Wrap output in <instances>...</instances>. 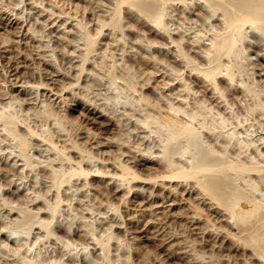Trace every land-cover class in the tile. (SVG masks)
Segmentation results:
<instances>
[{"label": "rangeland", "instance_id": "1", "mask_svg": "<svg viewBox=\"0 0 264 264\" xmlns=\"http://www.w3.org/2000/svg\"><path fill=\"white\" fill-rule=\"evenodd\" d=\"M141 1L0 0V264H264V0Z\"/></svg>", "mask_w": 264, "mask_h": 264}, {"label": "bare ground", "instance_id": "2", "mask_svg": "<svg viewBox=\"0 0 264 264\" xmlns=\"http://www.w3.org/2000/svg\"><path fill=\"white\" fill-rule=\"evenodd\" d=\"M142 1H143V0H142ZM142 1H141V2H142ZM152 1H153V0H152ZM214 1H215V0H214ZM217 1H218V0H217ZM235 1H236V0H235ZM240 1H241V0H240ZM245 1H246V0H245ZM249 1H250V0H249ZM135 2H136V1H135ZM147 2H148V0L146 1V3H147ZM144 3H145V2H144ZM146 3H145L144 5H146ZM219 3L221 4V2H219ZM219 3H218V4H219ZM234 3H235V2H234ZM237 3H238V2H237ZM246 3H247V2H246ZM137 4H138V3H137ZM218 4H217V5H218ZM220 4H219V6H221ZM224 4H225V3H224ZM227 4H228V3H227ZM240 4H241V3H240ZM242 4H243V3H242ZM144 5H143V6L141 5V7H142L144 10H145V9H148V10H149V8H150V6H151V5H150V2H149L148 5H146L145 7H144ZM155 5H156V4H155ZM235 5H236V4H235ZM225 6H226V5H225ZM225 6H223V4H222V7H223V8H224ZM229 6H230V5H229ZM154 7H155V6H154ZM239 7H240V5H239ZM235 8H236V7H235ZM150 9H152V8H150ZM154 9H155V8H154ZM229 9L232 10V8H229ZM225 10H228V9H225ZM150 11H154V10L152 9V10H150ZM228 11H229V10H228ZM151 13H153V12H151ZM227 13H229V12H227ZM227 16H228V14H227ZM159 19H161V18H158V20H159ZM154 21H155V20H154ZM154 21H153V22H154ZM156 21H157V19H156ZM156 21L154 22V24L156 23V24H155V27H156V26L158 27V25H160L161 23L158 22V23H160V24H158ZM161 22H162V21H161ZM5 23H6V22H5ZM162 23H163V22H162ZM154 24L152 23V25H154ZM160 27H161V25H160ZM158 28H159V27H158ZM217 36H218V35H217ZM217 36H216V37H217ZM219 36H220V35H219ZM219 36H218V37H219ZM221 36H222V35H221ZM221 36H220V39H218L217 42H214V43H216V47H215V48L213 47V48H214V50H216V51H217L216 48H221V47H223L224 44H226L227 42H228V44H229V40H228L229 38H228V36H226L227 39H226V37L223 39ZM223 36H225V35H223ZM221 38H222V39H221ZM215 41H216V39H215ZM214 43H213V44H214ZM226 45H227V44H226ZM212 46H213V45H212ZM225 47H226V46H224V48H225ZM213 48H212V49H213ZM220 51H222V50H220ZM210 53H212V50H211ZM215 53H216V52H215ZM215 53H214V54H215ZM217 53H218V51H217ZM217 53H216L215 55L218 56L219 54H217ZM214 54L212 53V55H214ZM215 55H214V56H215ZM214 56H211V57H214ZM211 59H212V58H211ZM211 59H210V60H211ZM214 59H215V58H214ZM211 61L213 62L214 60H211ZM213 63H214V62H213ZM210 65H212L211 62H210ZM215 65H217V67H219V64H218V63L215 64ZM212 66H213V65H212ZM214 67H215V66H214ZM211 68H212V67H211ZM191 69L196 70L197 67H196V69H195V68L192 66ZM213 69H214V68H213ZM213 69H210V70L212 71ZM220 69H221V68H220ZM220 69H219V70H220ZM203 70H204V69H203ZM214 70H217V69H214ZM219 70H218V71H219ZM191 71H192V70H191ZM221 71H222V69L220 70V72H221ZM220 72H219V73H220ZM201 73H202V71H201ZM216 73H217V72H216ZM219 73H218V74H219ZM212 74H213L212 72H209V71H208V72L205 73V76H206V78H208L209 80H211V78H212ZM207 83H208V82H207ZM212 84H213V83H212ZM172 110H173V108H172ZM175 111H176V110H175ZM173 112H174V111H173ZM167 114H168V113H167ZM176 114H177V113H176ZM175 116H176V115H175ZM167 117H168V116H167ZM167 117H166V118H167ZM169 118H171L170 115H169ZM173 118H174V117H172V119H173ZM172 119H166L165 122L170 121V124H172V123H171V120H172ZM176 119H177V118H176ZM167 120H168V121H167ZM163 121H164V120H163ZM173 121H174V122H173L174 124H176V123L179 122V121H178V122L175 123V119H174ZM167 124H169V123H167ZM170 124H169V126H170ZM8 126H9V125H8ZM10 126H11V127H10L11 130H8L9 133H10V131H11V132L14 131V130H12V127H13V126H12V125H10ZM165 126H166V125H165ZM171 126H172V125H171ZM180 126H181V125H180ZM166 127H168V125H167ZM172 127H173V126H172ZM13 129H14V128H13ZM15 131H16V129H15ZM17 131H18V130H17ZM12 133H14V135L16 134L15 132H12ZM18 134H19V133H18ZM12 136H13V135H12ZM13 137L15 138L16 136H13ZM17 137H18V136H17ZM20 137H21V136H20ZM18 138H19V137H18ZM16 139H17V138H16ZM18 141H19V139H18ZM21 141H23L22 138H21ZM21 141H20V144L23 143V142L21 143ZM23 144H24V143H23ZM21 146L23 147V145H21ZM220 173H221V172H220ZM222 174H223V173H222ZM224 174H225V173H224ZM224 174H223V175H224ZM206 175H207V174H206ZM208 175H209V174H208ZM214 175H216V173H215ZM217 176H219V174H218ZM220 176H221V175H220ZM224 176H225V175H224ZM210 177H211V176H210ZM214 177H215V176H214ZM214 177H213L212 179H210V180L208 181V183H206V184H205L204 182H202L203 184H205V185H203V186H206V187L208 188L207 191H209V193H210V191H211L212 194H214L215 197L218 198L219 201H222V203L224 202V204H225L224 207H227L226 209H229V208H230L229 206H230L231 204H232L231 207L233 206L234 208H235V206L237 207V205L239 206V204H236V203H237V202L241 203L239 200H242V199L239 198V197H237V198L234 197V196H239V195L237 194V192H239V191L236 190V191H237V192H236L235 189H234V191L236 192V193H235L236 195H232V194H231V196H232V201H231V200H230V199H231V198H230L231 196H230V195H226V194L223 193L222 188H223V186H225V184H224V182H223V177H222V180H220L219 178H216V179H215ZM226 177H228V176H226ZM220 178H221V177H220ZM206 179H207V178H206ZM206 179H205V180H206ZM203 180H204V179H203ZM203 180H202V181H203ZM228 180H229V178H228ZM224 181H225V180H224ZM230 181H231V179H230ZM232 183H234V182L232 181ZM226 185H227V183H226ZM228 185H230V184H228ZM233 185H234V184H233ZM229 187L231 188V186H229ZM202 188H203V187H202ZM233 188H234V187H233ZM233 188H232L231 190H233ZM235 188H236V187H235ZM203 189H204V188H203ZM227 190H228V189H227ZM238 190H242V189H238ZM234 191H233V192H234ZM240 192H241V191H240ZM204 193H206V192H204ZM242 193H243V196H245V197H248V196H249L248 194H247L248 196H247V195H244L245 193L243 192V190H242ZM227 194H228V193H227ZM239 194H240V193H239ZM210 196H211V195H210ZM225 196H226V197H225ZM227 196H228V197L230 196V197H229L230 199H229ZM241 196H242V194H241ZM211 197H213V196H211ZM215 197H213V198H215ZM233 197L236 198V199L233 200V199H234ZM243 199H244V197H243ZM246 199H247V198H245L244 201H246ZM250 199H251V197H250ZM236 200H237V202L235 203L236 205H233V201H236ZM247 200H248V199H247ZM253 200H254V199H253ZM213 201H215V200L213 199ZM219 201H217V202H219ZM229 201H231V202H229ZM250 201H251V200H250ZM254 201H255V200H254ZM217 202H216V203H217ZM226 202H227V204H229V206L226 205ZM242 202H243V200H242ZM247 202H249V201H247ZM257 202H259V201H255V203H257ZM222 203H221V204H222ZM249 203H250V202H249ZM249 203H245V202H244V203H241V205H240L241 208H237V209H239V211H242V212H248V211H249V212H252V209H251V211H250V210H248V208L246 207V206H248L247 204H249ZM224 204H223V205H224ZM245 204H246V206H245ZM250 204H254V203H250ZM250 204H249V205H250ZM259 204H260V203H259ZM259 204H254V205H256L257 208L261 209V208H260L261 206H259V207L257 206V205H259ZM244 206L247 208L245 211L241 210L242 208H244ZM251 206L254 207L253 205H251ZM233 207H232V209L230 208V209H231V212H232V210L234 209ZM252 207H251V208H252ZM249 208H250V206H249ZM254 208H255V207H254ZM257 208H256V209H257ZM262 208H263V207H262ZM230 209H229V212H230ZM235 209H236V208H235ZM256 209H255V210H256ZM224 210H225V209H224ZM247 210H248V211H247ZM255 210H253V211H255ZM261 210H262V209H261ZM227 211H228V210H227ZM237 211H238V210H237ZM239 211L237 212V215H238ZM231 212H230V213H231ZM242 212H240V213H242ZM263 212H264V210H263ZM263 212H259V213H258L259 215L256 216V217H259V219L264 218V213H263ZM230 213H228V214H230ZM234 213H236V211L233 210V213H232V214H234ZM242 214H243V213H242ZM235 215H236V214H234V216H235ZM237 215H236V217H237ZM239 215H240V214H239ZM229 216H230V215H229ZM240 216H241V215H240ZM232 217H233V216H232ZM238 218H239V217H238ZM240 218H241V217H240ZM247 218H248V217H247ZM247 218L245 217V222H246V223H247V221H248ZM234 219H235V218H234ZM243 219H244V218H243ZM253 219H254V218H253ZM236 220H238V219H236ZM240 220H241V219H240ZM250 221H251V220H250ZM259 221H260V220H259ZM236 222H237V221H236ZM239 222H240V221H239ZM248 222H249V221H248ZM262 223L264 224V222H262ZM262 223H258V224H261V225H262ZM237 224H238V223H237ZM244 224H245V223H244ZM249 224H250V223H249ZM253 224H254V223H253ZM245 225H246V224H245ZM245 225H244V226H245ZM251 225H252V224H251ZM194 226H195V225H194ZM241 226H242V225H241ZM246 226H247V225H246ZM256 226H257V225H256ZM252 227H254V226H252ZM258 227H259V225H258ZM248 228H249V227H248ZM250 228H251V227H250ZM250 228H249V229H250ZM256 229H257V228H256ZM260 229H261V228H260ZM262 230H263V229H262ZM263 231H264V230H263ZM259 232H260V231H259ZM256 233H257V231H255V234H254V235H255V238H256ZM263 233H264V232H262V234L260 235V237H261L262 235H264ZM259 234H260V233H259ZM251 236H253V235H250V237H251ZM257 236H259V235H257ZM253 238H254V236H253ZM253 238L251 237V239H253ZM258 238H259V237H257V239H258ZM248 239H249V238H248ZM260 239H262V238H260ZM263 239H264V238H263ZM253 240H256V239H253ZM257 242H258V241H257ZM262 242H263V241H262ZM253 243H254V242H253ZM258 243H260V242H258ZM103 246H104V244H103ZM105 246H107V244H106ZM105 246H104V247H105ZM259 246H260V245H259ZM259 246H258V247H259ZM262 246H263V245H262ZM107 247H108V246H107ZM102 248H103V247H102ZM103 250L105 251V249H103ZM107 251H108V249H107ZM103 253H104V252H103Z\"/></svg>", "mask_w": 264, "mask_h": 264}]
</instances>
